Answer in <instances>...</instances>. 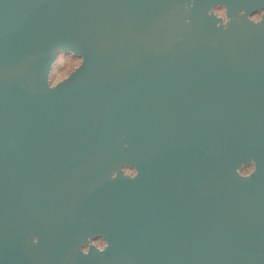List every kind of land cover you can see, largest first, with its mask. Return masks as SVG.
Returning <instances> with one entry per match:
<instances>
[{
    "label": "water",
    "instance_id": "95a60500",
    "mask_svg": "<svg viewBox=\"0 0 264 264\" xmlns=\"http://www.w3.org/2000/svg\"><path fill=\"white\" fill-rule=\"evenodd\" d=\"M261 8L0 0V264H264Z\"/></svg>",
    "mask_w": 264,
    "mask_h": 264
},
{
    "label": "rangeland",
    "instance_id": "374dc122",
    "mask_svg": "<svg viewBox=\"0 0 264 264\" xmlns=\"http://www.w3.org/2000/svg\"><path fill=\"white\" fill-rule=\"evenodd\" d=\"M220 11V7L215 10L217 14ZM222 17L224 18V20H227L226 10L224 16ZM81 61L82 58L80 56H74V53L72 52H60L56 58V61L50 74L51 84H56L63 78L67 77L76 67L80 65ZM250 168H254V165L242 167L241 172L245 174ZM96 243L98 247H103L105 245V242L103 240H98L96 241Z\"/></svg>",
    "mask_w": 264,
    "mask_h": 264
},
{
    "label": "clouds",
    "instance_id": "9594fccd",
    "mask_svg": "<svg viewBox=\"0 0 264 264\" xmlns=\"http://www.w3.org/2000/svg\"><path fill=\"white\" fill-rule=\"evenodd\" d=\"M224 14H225L224 6H221V11L218 13V15L224 16ZM261 16H264V8H261L259 12L253 13V15L251 16V19L255 20V21H260ZM253 171H254V169L250 168L245 174H242V178L247 179V178L251 177V174L253 173ZM129 176L136 177V173L130 172Z\"/></svg>",
    "mask_w": 264,
    "mask_h": 264
},
{
    "label": "flooded vegetation",
    "instance_id": "af4514ba",
    "mask_svg": "<svg viewBox=\"0 0 264 264\" xmlns=\"http://www.w3.org/2000/svg\"><path fill=\"white\" fill-rule=\"evenodd\" d=\"M217 7H218V6H217ZM214 9L216 10V7H215ZM122 169H123V172H124L125 174H127V175H129L130 172H135V173H137L136 165L133 164V163H125V164H123ZM116 173H117L116 171H113V175H116ZM98 240H103V241H104L103 237L99 236V237H97L96 239H91V243H94L95 245H97L96 241H98ZM97 246H98V245H97ZM86 248H87V247H85V249H86Z\"/></svg>",
    "mask_w": 264,
    "mask_h": 264
},
{
    "label": "trees",
    "instance_id": "16d2710c",
    "mask_svg": "<svg viewBox=\"0 0 264 264\" xmlns=\"http://www.w3.org/2000/svg\"><path fill=\"white\" fill-rule=\"evenodd\" d=\"M219 7L221 8V6H218V7L216 6V9L219 8ZM249 166H253V163H251ZM243 167H244V166H243Z\"/></svg>",
    "mask_w": 264,
    "mask_h": 264
}]
</instances>
